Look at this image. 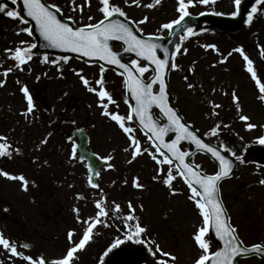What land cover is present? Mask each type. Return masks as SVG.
I'll use <instances>...</instances> for the list:
<instances>
[{"label": "rangeland", "instance_id": "1", "mask_svg": "<svg viewBox=\"0 0 264 264\" xmlns=\"http://www.w3.org/2000/svg\"><path fill=\"white\" fill-rule=\"evenodd\" d=\"M56 3L62 7V14L78 26L94 24L103 16L99 0H75V3L73 0H57ZM111 3L119 6L144 34L164 35L166 29L162 25L180 16L178 0H160L159 4L155 0H138L135 4L132 0H112ZM209 8L231 14L235 11V3L234 0H208L206 4L196 2L189 5L187 11L194 14ZM259 11L253 14L255 21L238 38L210 33V38L184 39L177 58L190 76L182 79L172 75L170 91L175 106L184 113L185 119L194 122L202 132L218 127L224 128L233 138L249 142H257L259 137H264V99L261 98L264 93L247 70L248 64L244 59L247 55L253 61L257 79L264 83V54L261 52L264 49V7ZM145 17L148 18L146 21ZM14 24L17 21L1 23L6 36L0 37V49L7 50L10 56L0 64V81L4 82L0 86V120L6 121L0 137L11 138L14 141L12 147L18 151L11 150L14 155H10L9 161L0 160V170L17 177L23 175L28 185L24 190L22 181L0 174V210L17 211L24 225L21 231L27 232L34 250L16 255L0 245V264H30L24 257H32L37 264L38 259L43 258L46 264H51L63 258L79 243L96 218L99 212L97 201L107 212L106 216L100 217L104 223L95 225L89 241L74 253L71 264H94L107 245L119 239L125 240L130 235L144 248V264H195L203 254L194 239L204 226L203 216L195 201L189 198L191 191L174 166L158 164L163 155L127 119L129 108L123 80L110 70L102 73L99 65L71 58L48 57V61L45 58L39 61L37 57H31L20 64L14 59L15 49L30 47L32 39L23 31L26 26L14 30ZM200 31L206 32L205 29ZM240 42L248 44L243 54L236 51L241 49ZM140 66L144 65L140 63ZM6 71L7 76L4 75ZM149 74L148 70L143 77L147 78ZM81 76L89 81L87 86ZM101 77L102 87L110 93L113 101L104 98L107 111L124 117L125 126L132 129L130 134L125 133L110 116L103 114L105 109L98 95L101 85L96 83ZM25 86L33 98L32 112L27 111L28 102L22 91ZM242 115L250 119L241 120ZM58 121L61 123L57 127ZM249 123L256 127L249 130ZM74 127L85 129L90 138L88 148L107 160L106 166L99 170L96 190L86 182L88 171L85 165L78 160L76 153L73 155L75 141L66 140ZM133 137L141 150L135 159ZM17 153L22 157L29 156V161L15 166ZM190 161L206 174L216 171V165L203 153L196 152ZM170 167L175 177L171 188L163 182ZM40 168H45L47 175L50 171L64 173L67 170L72 174L71 184L65 182L55 189L52 202H56V206L52 204L46 208L49 215L59 211L57 225L47 222L34 203ZM137 178L143 187L134 186L133 181ZM261 180H264V174L253 171L249 166H239L233 177L219 186L230 223L244 244L264 245V184L260 183ZM74 192L83 194V200H78ZM129 202L132 208H129ZM116 205H119V211ZM129 215L136 219L126 220ZM137 222L145 229L139 236L134 235ZM16 230L17 227L14 229L6 218L0 216V233L5 239L9 240L11 235L21 238V232ZM69 232L73 233L71 240ZM204 238L209 242V253L213 252L216 246L209 241L207 233ZM126 248L129 249L128 246ZM237 264L264 262L248 257L239 259Z\"/></svg>", "mask_w": 264, "mask_h": 264}, {"label": "snow or ice", "instance_id": "2", "mask_svg": "<svg viewBox=\"0 0 264 264\" xmlns=\"http://www.w3.org/2000/svg\"><path fill=\"white\" fill-rule=\"evenodd\" d=\"M127 2V0H125ZM138 0H132V3H137ZM208 3V0H178V8L177 11L180 13L178 19L171 21L170 23L162 25L165 29H172L175 25H179L186 16L189 15L187 8L189 5L194 3ZM12 3L15 4L16 0H12ZM75 3V0H73ZM155 3L159 4L160 0H155ZM235 6L237 8L236 12H233L232 15L235 16L238 14L239 7L241 5V0H234ZM102 7L99 9L104 16V19L100 20L95 24H89L84 27L72 28L66 23H62L60 19L57 18L55 12L49 10L42 0H24V8L27 10V15L35 20L36 24L39 26V30L41 35L44 37L46 41H48L49 46L55 48H63L68 49L73 52L83 53L84 56H97L101 60H106L110 64L119 65L121 69L124 70V74H126L127 79L125 81L126 85L131 89L132 94L136 100V108L133 111L139 116L140 124L143 125L144 128L149 129L155 136V139L162 141L164 134L169 130V125L159 126L151 116L149 109L152 105H157L163 115L167 117V120L170 122V125L175 127V130L179 133L175 140L171 143H164V147L168 150V152L172 153L179 164L178 175L185 179L188 187L191 191L190 199L195 201L196 206L200 209L201 215L203 216V227L198 230V233L194 235V239L198 244L199 248L203 250V254L199 256V258L195 261V264H233V259L246 253L249 251L248 248L241 247V242L238 241V237L235 235L236 229L233 228L230 224L227 223L224 218V208L221 205L219 199H217L218 195V185L217 182L220 181L223 177H227L232 170V163L228 159L225 158L216 148L209 146L204 143L194 132L189 131V129L181 123L180 117L176 115L171 107L168 106L165 99V82L160 75V73L166 68L168 65V61L165 59H160L156 54V49L159 47L156 43H152L148 40L140 39L131 28H129L126 24L117 21L111 20L110 18L114 14H119L120 16H124L125 12L119 6H115L110 4V0H101ZM256 4L264 6V0H256ZM148 7H152L153 5H147ZM55 7V5H53ZM8 5L4 3H0V12H5L9 18H21L20 13L15 10H7ZM81 7V11H82ZM258 11L256 6H253L251 12L248 14L247 22L251 23L253 19V14ZM22 19V18H21ZM91 19V17H89ZM148 18L145 17L144 21ZM110 21V22H106ZM144 21H141L143 23ZM25 32H29L30 30L25 28L23 29ZM188 32L192 30L187 29ZM117 39L122 40L127 45L125 51L135 52L138 57H142L145 60L151 61L152 64L156 66L155 70L157 75L148 83L143 82L141 77L145 72L148 71L147 66H140V62L136 59L131 61L130 67L129 64L121 62V57L119 54L109 46V40ZM23 43V42H22ZM32 48L36 47V45H31ZM214 47V46H211ZM180 46L177 45V51H179ZM167 54V49H164ZM243 54V49H237ZM262 54H264V49H261ZM27 59H31L30 49H23L17 47L14 53V59L19 61L20 64L26 62ZM65 60L68 58L65 57ZM244 59L248 64V71L252 74L253 79L256 80L257 85L261 93H264V83H262L259 79H257L256 71L252 67L253 61H251L247 55H244ZM47 60V57H45ZM172 67H176V64H172ZM8 71H11L9 69ZM104 69L101 68V72L103 73ZM137 73L139 75H137ZM7 71L4 73L7 76ZM81 80L87 86L89 81L81 76ZM159 82V92H153V84ZM3 81H0V86L3 85ZM96 83L101 85V88L98 91V95L101 100V105L105 109L104 115H108L112 120L116 121L120 128L123 129L125 133H131L132 129L125 126L124 117H121L119 114L110 113L107 111V104H104V98H107L109 102L112 101V96L110 93L105 90L103 85V77L100 80H97ZM191 87V85H189ZM90 91H97V89L89 88ZM24 92L27 102H28V112H32L33 110V98L29 94L28 88L25 86L22 88ZM233 98L237 100L238 98L233 93ZM264 99V96L261 97ZM219 107V105H216ZM127 119L131 120L132 117L129 116ZM241 120L247 121L250 118L247 116H241ZM256 127L255 125L249 123L247 124V128L251 130ZM217 131L216 128L212 129L213 134ZM150 139L152 137H149ZM0 140H6V137H0ZM181 140H190L194 142L197 147L207 150V152L211 153L213 157H215L220 165V170L217 171L213 175L201 174L198 170L199 166H191L190 164L185 162V157L188 153L180 151L177 148V144ZM46 142V141H45ZM258 142L264 145V137H259ZM132 143L134 145L133 159L137 155L141 153L138 142H136L135 138H132ZM7 145L0 143V156H4L6 154ZM18 151V150H17ZM10 155V153H7ZM73 155H75V149H73ZM237 160L241 163L244 162L241 156H238L235 152L231 153ZM158 164H172V160L169 159L167 155L163 156V159L157 161ZM111 167V165H109ZM0 174L9 179H19L23 182L24 190H27L28 181L25 179L23 175L19 177L11 175L10 173L0 170ZM98 176L99 173L97 172ZM175 179L173 176L171 167L167 172V176L164 179V184L172 187V182ZM89 183L92 187H98L97 184H93L91 181V177L89 178ZM261 184H264V180L260 181ZM133 184L137 188L143 187L138 182V178L134 179ZM199 197V199H198ZM97 208L99 212L92 223L89 224L88 228L85 230L83 238L80 239L79 243L68 250L66 256L61 259L52 261L51 264H71L74 253L77 252L78 249H83L85 244L90 239V234L92 229L98 223H104L100 219V217H104L107 215V212L101 206V203L97 201ZM129 208H132L131 202H129ZM116 210L119 211V205H116ZM78 211V210H77ZM134 211V209H133ZM136 219L133 215H129L126 220ZM214 226L216 236L223 241V247L215 252L209 253V242L204 238L206 233L209 231V226ZM145 229L140 226L137 222L135 225V236H139L143 233ZM69 239L71 240L73 233L69 232ZM128 239H132L130 235ZM119 243V242H118ZM0 245H3L4 248L10 249L13 254L22 255L21 253H17V249L12 246L9 240L5 239L3 234L0 233ZM112 247H116V245H112ZM260 245H253L251 251H260ZM111 249H109L110 251ZM157 251H159V246L157 245ZM165 256H169V253H163ZM24 259L30 261V264H37V261L32 257H24ZM175 259V257H172ZM38 264H46L43 258H41Z\"/></svg>", "mask_w": 264, "mask_h": 264}, {"label": "water", "instance_id": "3", "mask_svg": "<svg viewBox=\"0 0 264 264\" xmlns=\"http://www.w3.org/2000/svg\"><path fill=\"white\" fill-rule=\"evenodd\" d=\"M17 1V7H18V12L20 13V16L23 21L28 22L29 24V30L31 32V36L34 38L36 47L32 49V51L35 54H51V55H56L58 57H73L77 58L78 60H81L85 63H97L103 68H109L112 69L113 71L121 74L124 78V82L127 79L126 74H124V70L119 67V65L116 64H110L106 60H101L97 56H84L83 53L79 52H73L68 49H63V48H55L49 46L48 41L44 39V37L41 35L39 26L36 24L35 20H33L31 17L27 15V10L24 8V0H16ZM42 3H44L47 7H49V10L53 11L56 13L57 18L61 20L62 23L68 24L72 28H79L76 26L73 21L70 19H66L61 15V12L48 5L45 3L44 0H42ZM9 6H13L14 4L6 3ZM256 6L257 9L259 10L260 8H263L264 6L256 4V0H241V5L239 7L238 14L233 16V15H222V14H215V13H210V12H204L200 13L198 15H188L185 17V19L179 24L175 25L172 29H169L168 34L166 36H151V35H143L141 34L136 26L133 24V22L129 19H127L124 16H120L119 14H114L111 18V20H117L120 21L124 24H126L129 28L132 29V31L142 40H148L151 41L152 43H156L159 45V47L156 49V54L160 59H165L168 61V65L166 68L160 73L162 76L164 82H165V99L166 103L168 104L169 107L173 109V111L180 117L181 123H183L189 131L194 132L195 135H197L198 138H200L204 143L208 144L211 147L216 148L222 155L225 156L226 159L231 161L232 163V170L230 174L227 177H223L220 181L223 179L231 177L233 172L235 171L236 168V161L233 157L227 156L222 149H220L218 146L215 144H212L208 142V140L201 136L198 131L190 126V124L184 122L183 117L179 114L178 110L173 106L172 104V98L171 95L168 91V82H167V76H168V71L171 67V58L172 54L174 51L175 46L178 45L180 46L179 50L183 46V40H179V36L184 33L187 29L191 28V33L200 29L204 28H210L216 32H221V33H228L231 35H236L239 34L242 31L243 24L247 15L248 10ZM237 11V8H236ZM20 18V19H21ZM106 21V22H110ZM109 46L113 49V51L117 52L119 56L121 57V62L129 64L130 67H133L129 62L125 60V58L131 57L133 59L138 60L141 63H144L152 72V75L147 79V81L143 82L148 83L150 82L156 75V66L152 64L151 61L145 60L142 57H138L135 52L131 51H125L127 48V45L125 44L124 41L122 40H117V39H111L109 40ZM119 47V48H118ZM164 49H167V54L165 53ZM134 68V67H133ZM138 75V74H137ZM159 82L157 81L155 84H153V92L158 93L159 92ZM125 97L126 100L129 103L130 107V116L132 117L131 121L144 133L149 137H152L150 141L156 146V148L163 153L164 155H167L170 160L177 165L179 164V161L175 159V157L172 155V153L168 152V150L164 147V143H171L173 140L176 139L177 135L179 134L176 130L175 127L170 125V122L167 120V117H165L161 111V109L157 105H152L151 108L149 109V112L151 116L153 117V120L159 125V126H164V125H169V130L164 134L163 140H157L155 139L154 134L149 130L143 127V125L140 124V118L139 116L133 111V109L136 108V100L132 94L131 89L126 85L125 83ZM155 113L157 115H155ZM163 120V121H162ZM72 136H76L78 138V144H77V151L79 153V157L81 159H85L86 163L90 169V177L91 181L94 184L95 178H96V171L97 169L104 164V161L100 159L97 155L89 152L86 149L87 143H88V136L85 133L84 130L82 129H77L72 132ZM239 146V145H238ZM177 148L180 151L188 153V155L185 157V162L190 164L191 166H195L194 164H191L188 161V158L193 155L195 152L199 151L204 154H206L216 165H217V171L220 170V165L218 160L211 155V153L207 152V150L202 149L197 147V145L190 141V140H181L177 144ZM178 169V168H177ZM201 174H204L201 172ZM89 177V178H90ZM220 181L217 182V185L220 183ZM217 199H219L221 205L223 206L220 197H219V189H218V195ZM224 208V207H223ZM224 218L226 219L228 223V216L227 213L224 209ZM229 224V223H228ZM208 233V238L209 240L215 244L216 250L218 251L223 247V241H221L215 234V229L214 226H209V231ZM236 235V234H235ZM239 242H241L238 239ZM23 246L25 247H30L31 245L27 244V242L22 243ZM241 247L248 248L249 251L246 253H243L241 255L236 256L233 259V264L236 263V260L239 258L243 257H250V256H256L264 261V247H261L260 251H251L252 246H245L241 242ZM214 251V252H215ZM210 264V261L208 262Z\"/></svg>", "mask_w": 264, "mask_h": 264}, {"label": "flooded vegetation", "instance_id": "4", "mask_svg": "<svg viewBox=\"0 0 264 264\" xmlns=\"http://www.w3.org/2000/svg\"><path fill=\"white\" fill-rule=\"evenodd\" d=\"M3 21H9V19L5 16L4 12H0V37H5L6 35V32L4 30H2L1 28V23ZM0 51L4 52L5 53V56H3L2 59H0V64L2 63V61H4L6 58H8L10 56L9 52L7 50H2L0 49ZM6 117V116H4ZM2 118V117H1ZM1 123L3 125H1ZM60 121L57 122V127L58 125H60ZM6 124V121H2L0 120V131L2 130L1 128L4 127V125ZM72 130V129H71ZM66 140L70 141L69 140V135L66 137ZM3 144H6L8 147H7V150L11 151V150H17L15 147H12V144L14 141H12L11 138H6V140H2ZM42 150V149H41ZM58 150V149H57ZM14 152V151H13ZM11 155H14V154H11ZM29 157V156H28ZM28 157H22L21 154L19 155V153L15 154V158H14V162L16 163H26L29 161ZM35 158V157H33ZM44 159L46 158V155H44L43 157ZM260 158H261V161L264 162V146L262 148V154L260 155ZM10 159V155L8 154H5L4 155V158L2 157V161H9ZM33 160V159H32ZM47 161V159H46ZM44 162V161H42ZM84 163V162H83ZM45 164V163H44ZM42 164V165H44ZM51 164V162H49V165ZM85 165V164H84ZM255 172H258V173H261V174H264V169H259V170H254ZM67 172H70V170H67ZM66 171L64 173H56L55 174H52V180H49L47 186H46V189L44 187V183H38L37 184V196H40L42 197L43 195H46L49 197V198H53L54 197V192H55V189L56 188H52V187H57V185H61L62 183H72L71 181V176L72 174L71 173H67ZM80 175V174H79ZM60 183V184H59ZM86 183V182H85ZM44 193V194H43ZM75 193V192H74ZM52 198L50 200H52ZM56 202H51L49 201L48 202V206H52V204H55ZM83 203V202H82ZM60 210L62 209V206L59 207ZM7 215V219L9 220L10 222V226L11 227H17L18 230H16L17 233H20L21 232V238H28L27 237V232H22L21 230L24 228V225L21 224V218L18 217V214L15 210H12V209H9V211H7L6 213ZM58 214H54L51 218H49L51 221H53L55 224H58ZM21 224V225H20ZM44 224V223H43ZM20 229V231H19ZM19 238L18 237H14L13 235H11L10 237V241L12 242V244H17L19 245ZM116 253H112L108 256V258L106 259L105 263L104 264H127L125 261H126V253H122L120 252L119 250L118 251H115ZM119 252V253H118ZM132 257H129V262L132 261V258H134L135 261H132V263L130 264H141L139 261H138V255H131ZM129 264V263H128Z\"/></svg>", "mask_w": 264, "mask_h": 264}, {"label": "trees", "instance_id": "5", "mask_svg": "<svg viewBox=\"0 0 264 264\" xmlns=\"http://www.w3.org/2000/svg\"><path fill=\"white\" fill-rule=\"evenodd\" d=\"M52 3H56L54 0H50ZM177 74H179V75H181V76H187V74H185L183 71H180V72H175V73H173V76H175V75H177Z\"/></svg>", "mask_w": 264, "mask_h": 264}]
</instances>
